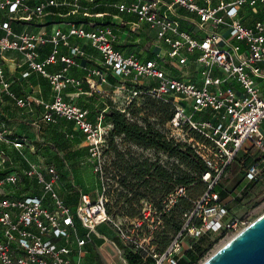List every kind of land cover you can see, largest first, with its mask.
<instances>
[{
  "label": "built area",
  "instance_id": "2783aa9c",
  "mask_svg": "<svg viewBox=\"0 0 264 264\" xmlns=\"http://www.w3.org/2000/svg\"><path fill=\"white\" fill-rule=\"evenodd\" d=\"M32 0H0V11L8 12L12 20L31 21L41 18L48 9L71 7L72 14L81 13L85 26L70 24L67 33L56 30L46 35L15 34L9 22L0 25V88L21 108L29 106L30 99L18 98L7 81L1 55L17 51L25 59L27 78L37 72L47 78L54 93L51 102H42L43 120L56 123L59 119L72 122L78 138L83 139L88 154L82 164H89L91 172L99 177L100 188L96 199L81 193L75 207L66 203L58 192L61 177L53 165L41 168L29 159L34 150L27 138H15L0 129V142L23 157L28 170L26 179L41 187L18 194L21 178L11 167L10 155L0 149V264H85L86 247L98 236L97 229L113 225L122 244H136L132 237L108 213L111 186L106 177L105 148L113 125L106 124V115L100 113L95 122L89 112L64 99L67 85L80 87L79 80L69 75L78 66L77 58L85 57V49L72 46V37L87 41L101 56L102 68L87 70V82L97 76L108 84V77L124 79L115 92L128 93L129 103L115 109L129 120V108L138 95H145L171 105L173 117L168 122L170 136L188 130L198 135L189 145L203 161L208 171L201 176L206 190L195 199L188 198L186 187H177L163 201L168 213L186 198L189 209L181 215V229L172 238L166 250L148 253L154 264H178L184 241L195 243L204 236L215 234L229 240L252 222L249 216H237L225 206L220 188L240 153L257 152L241 161V175L249 184L264 183V0H135L111 5L119 14L133 17L135 23L128 29L136 32L147 24L156 35L157 44L164 47L153 52V58L143 60L135 53L124 54L116 49L118 40L113 27L94 22L85 3L94 0H44L31 5ZM247 9V11L245 10ZM23 13L24 15L20 14ZM103 18V15H96ZM128 26V24L126 25ZM50 43L52 53L43 61L40 46ZM70 48L69 56H60V46ZM148 42L143 46L148 51ZM162 50V51H161ZM60 62L61 70L50 74L46 68ZM196 66L198 81L176 76V67L182 70L190 63ZM168 66V67H166ZM105 70V71H104ZM152 80L156 85L146 81ZM140 81H143L142 83ZM39 103V102H37ZM40 104V103H39ZM68 138H75L68 134ZM120 139V137H118ZM142 219L132 221L133 231H139L146 222L159 220L153 203L142 200ZM84 231V234H82ZM102 238V237H101ZM105 239V237H103ZM106 240V239H105ZM118 249V246L113 243ZM143 249L142 243L133 252ZM146 252V250H144Z\"/></svg>",
  "mask_w": 264,
  "mask_h": 264
},
{
  "label": "rangeland",
  "instance_id": "374dc122",
  "mask_svg": "<svg viewBox=\"0 0 264 264\" xmlns=\"http://www.w3.org/2000/svg\"><path fill=\"white\" fill-rule=\"evenodd\" d=\"M122 1L123 0H94L93 2L85 3L84 5L90 8L89 12L91 15H93L92 20L94 22L104 23L105 25L111 27L120 28L121 22L125 23L127 22L126 20H132V18H128L127 15H119L118 12L111 6L114 3ZM134 1L135 0H129V3ZM31 2L32 5H35L39 1L32 0ZM69 2V0H66V3ZM63 8L70 7L63 6ZM103 12H108L110 13V15L104 17L103 19L97 18L96 15ZM76 15H78L79 21H81L80 24L82 23L85 25L84 22L86 20L82 16V14L77 13ZM45 16L46 14L43 17L36 19L41 20L45 18ZM115 17L117 18L115 19ZM142 27L143 29L140 30L135 27L136 32L133 33L138 34L139 38H145L146 41L151 43V46H149V49L151 50L150 52H148V55L145 56L153 57V47L155 42L153 36H155V33H151V31L148 30L149 26L147 24H143ZM124 34L128 35L129 33L124 32ZM118 35L120 44L117 41V49L134 53L140 52L142 50V46L140 44L138 45V42H142V39L136 41L134 38H131L128 43H123V34L119 33ZM94 54H97L96 51ZM162 54L165 55V51L164 53L162 52ZM176 68L177 70L175 71V74H179L182 69L179 67ZM176 76L180 75L176 74ZM6 79L9 83H11V81L14 79L13 73L6 74ZM123 81L124 79L113 78L112 76H109L107 85L108 87L105 88L106 92H96L98 95V97L96 98H91V96L80 94L78 102L80 103L83 100H91L89 102L84 101L83 103L85 105L92 106L93 109H95L97 115H99L100 113L108 115L110 111L113 108L115 109L117 105L123 106L129 103V99L127 98L128 93L115 92L116 87L122 85ZM140 82L142 83L143 81ZM146 82L150 85H156V83L152 80H147ZM79 88L82 87L80 86ZM26 93L27 91L21 88L19 95L23 96L26 95ZM146 97L148 96L138 95L132 100V104L129 109L130 118L132 119L130 121L133 123L144 125L143 119L149 118V121L153 123H160L162 119L158 120L154 116L153 113L155 112V110H152L144 105ZM150 98L154 99L152 97ZM70 99V97L67 98V101H69ZM133 111L135 112V115H133ZM157 127L166 136H170L168 123L160 124ZM0 129L6 130L12 137L27 138L31 142L34 150L29 153V159L32 163L41 166L42 169L51 165L58 169L61 180L57 189L60 196L66 201L68 205L75 207L80 199L81 193H89L92 199H96L100 188L99 177L91 172L89 164H82V161L85 160L88 151L85 143H81L79 145V143L76 141L77 139L75 138L78 135L75 132V129H73L69 125V123L49 125L48 122L43 120V113H40L36 110L28 111L24 108L18 107L12 99L7 101L5 98V94L1 91L0 88ZM63 129L68 131L66 133H73L75 135V138H67L66 134H64L63 132ZM261 130L264 134V126H262ZM112 131L108 135L107 145L105 148V154L107 157L106 177L109 179L108 183L111 186V190L109 193V210L113 214L112 217L122 224V228L128 232V234L132 237L133 241H135L136 244H122L119 240L117 229L111 224H105L99 227L97 231L101 235L106 236L108 240H102L94 236V241L90 244V246H92V250L94 251V256L89 257V255H86V262L88 264H128L126 259V252H124L123 248H125L128 252L134 251L135 247L142 243L143 249L138 250V254L146 256L148 255V253L157 251L158 249V245L154 244L155 242H158V240L155 238L156 233L159 234L161 239H168L169 241H171V238L174 235L173 229L171 227L166 226L163 220L157 219H155L154 222H146V225L139 231H133L131 222L134 220L129 219L127 217V213L121 211V208L125 207L123 202L124 200L119 199V197L117 196L120 191H123L118 184V179L115 178L121 175L119 169L116 167V165H114V163L118 161L119 155H125V159L127 160L138 159L139 161L149 160L152 163L158 162L160 165L166 167L167 169H171L173 168V166H178L180 169L187 171L188 173L190 172V170H188L186 166L180 165V162L177 159L169 156L168 154L158 153L155 150L138 147L129 142H126L123 137H121L120 139H118V137H113ZM176 136L180 139L181 143H185L188 146L191 145V139L198 141L197 138H199L196 134H194L193 132H189L188 130H181L178 132V134H176ZM0 149L5 150L10 155L11 167H7V169L4 171H16L21 178L18 194H24L25 192L30 191V186H33V189H36V192L41 190V187H39L33 181H29L28 179H26L24 175V172L28 170V164L26 160L1 142ZM256 152L257 150L254 149L250 152L240 153L236 162L230 169L228 176L222 183V185H224L226 189L235 190L243 184V178L241 175L243 166L240 163L247 157L254 156ZM252 186L253 185H250L249 187L252 188ZM256 186H258V183L255 184L253 188H255ZM191 187L190 190L187 189L189 197L191 199L197 198V196L202 192L204 188L202 186H195L194 188ZM253 194L254 197L256 195L257 197L253 201L248 200L251 198V196H249L250 198L247 197L245 199V204L239 208L240 211L238 212V216H249L251 218V222L256 220L260 215L264 213V183L260 184L259 188ZM118 200H120L119 205L116 206V201ZM138 211L140 213L139 215L141 216V202L139 204ZM179 212L180 210L176 209L175 212L169 214V218H173L176 221H179ZM82 234H84V231H82ZM117 240L122 244V246H120ZM227 241V239L224 240L223 236L220 237L218 235L211 234L209 235V237L200 242L202 244V249H204V253L203 258L199 262V264L204 262ZM194 242L195 241L190 238L184 241L182 252L178 256V258L180 257L181 259L179 264H185V262L187 261L185 257L186 251H188L190 245H192ZM113 243L118 246V249ZM144 250H146V252ZM148 264L151 263L148 262Z\"/></svg>",
  "mask_w": 264,
  "mask_h": 264
},
{
  "label": "trees",
  "instance_id": "16d2710c",
  "mask_svg": "<svg viewBox=\"0 0 264 264\" xmlns=\"http://www.w3.org/2000/svg\"><path fill=\"white\" fill-rule=\"evenodd\" d=\"M39 1L42 2L44 0ZM5 98L7 101L10 100L7 95ZM144 105L155 110L153 113L154 116L158 120L162 119V121L160 123H153L149 121V118H145L143 119L144 125H140L131 122L125 114L113 108L108 115L106 114V122L113 125L112 136L123 137L126 142L141 148L168 154L177 159L180 165L186 166L190 172L188 173L178 166L167 169L158 162L152 163L149 160L139 161L138 159L127 160L125 159V155H119V159L114 165L119 169L121 175L115 178L118 179V184L123 191H120L117 196L119 199L124 200L125 207H122L121 211L127 213V217L131 220L142 219L138 211L139 204L144 199L150 200L159 213V220H163L166 226L173 229L174 237L181 229V215L183 211L190 208L191 198L188 194L190 200L186 198L180 200L171 212L168 213L164 212L163 201L175 188L181 186L186 187L188 190H190L191 186H193L191 188L202 186L204 187L200 193L202 194L206 190V185L201 181V176L207 172L208 169L190 146L185 143L176 142L173 139H168L157 127L160 124L168 123L172 120L173 110L171 105L157 99H151L149 96L146 97ZM132 113L135 115L134 111ZM5 174L6 173H0V178ZM119 201L120 200L116 201V206L119 205ZM176 209L180 210L179 221L169 218V214L175 212ZM108 213L110 216L113 215L109 210V206ZM145 225L146 223L143 224L142 228ZM209 235L204 236L200 241L195 243L192 250L186 251L185 257L187 263L184 261L185 264H199L204 253V249H202V244L200 242L209 237ZM155 238L158 240V242L154 243L158 245V249L155 252L161 254L166 250L171 241L168 239H161L158 233L155 234ZM118 243L122 246L119 241ZM123 250L126 252L128 264H139L141 262L138 254L130 253L131 251L128 252L125 248H123ZM149 259V262L151 261L150 263L154 264V259L150 257ZM180 260L181 259H179L178 264Z\"/></svg>",
  "mask_w": 264,
  "mask_h": 264
},
{
  "label": "crops",
  "instance_id": "0c3cea01",
  "mask_svg": "<svg viewBox=\"0 0 264 264\" xmlns=\"http://www.w3.org/2000/svg\"><path fill=\"white\" fill-rule=\"evenodd\" d=\"M69 1L72 2V0H69ZM123 1H126L129 3V0H123ZM30 4L32 5V2H30ZM245 10L247 11V9H245ZM20 14L24 15L23 13H20ZM98 15H103V18H104V17L110 15V13L103 12V13L98 14ZM261 16L264 17V13H261ZM103 18H100V19H103ZM116 18L117 17H115V19ZM128 18H130V17H128ZM131 18H132V20L131 19L126 20L127 22H125V23L121 22L120 28L113 27L116 34H117V37H118L117 41L119 42V44H120V39H119V35H118L119 33L123 34V39H122L123 43H128L131 38H134L136 41H138L139 39H142V37L141 38L138 37V34L128 31V29L131 28L133 26V24L135 23V19L133 17H131ZM4 22L10 23L12 31L15 34H21V33H29L30 35H43L44 34V35H46L47 38H50L51 35L58 29L64 33H67L70 30V24H74L78 27L85 26L87 28L86 25H84L82 23L80 24L81 21H79L78 15L72 14L71 7L70 8L60 7L58 9H53V8L48 9L46 11L45 18H43L41 20L34 19L31 21L12 20L11 15L8 12H1L0 11V25ZM127 24H128V26H126ZM122 25H124V26H122ZM140 29H143L142 25L139 28V30ZM124 32L129 33V34L125 35ZM0 34L3 36L5 33H4V31L1 30ZM153 39H155L153 52L156 53V52H159L160 49H162L163 51L162 50L161 51L164 53V47L162 46V48H161V44L160 45L157 44L156 35L153 36ZM147 42L148 41H146L145 38L142 39V42H138V45L140 44L142 46V50L140 52L135 53L138 56H140L143 60L153 58V57H146L148 55V52H150V50H151V49H149L148 51H145L143 49V46ZM70 43L72 46H80L83 49H85V53H86L85 57H78L77 58L78 66L73 67L69 72V75L71 78L79 80L82 83V85H81L82 88H79V87L77 88V87H73L72 85H67L65 87V89H63L62 95L66 101H67V98L70 97L71 99L68 102H71L78 107L81 106L80 108L87 110L89 112V120H91L92 122H95L96 118L98 116L97 113L95 112V109H93L92 106H88V105H85L83 103L84 101L89 102L91 100H83L79 103L78 98H79L80 94L86 95V96H91V98H96V97H98L96 92H106L105 88L108 87L107 86L108 84L102 83L99 77L94 76V77L90 78L91 82L94 84L93 88L89 85V83L86 80L87 76H88V72L86 69L91 70V69H95L96 67L102 68L101 56L97 52H96L97 54H94L95 50L92 48L91 44L87 41L78 40L77 38L72 37L70 39ZM148 44H150V46H151L150 42H148ZM117 50H119V49H117ZM39 51L41 54V60L40 61H43L52 53L53 45L50 43L42 45V46H40ZM119 51H121L122 53H124L126 55L134 53V52H129V51L127 52L125 50H123V51L119 50ZM69 55H70V48L61 45L60 46V56H69ZM1 61L3 63L5 76H6V74H10V73H13V75H14V79L10 83L11 84V91L18 98H23V99L28 98L32 101V103L29 106L25 107L24 109L28 110V111L36 110V111H39L40 113H43V115H44V108L41 105V103L42 102H51L53 100V97H54V93H53L52 88L50 86L49 80L37 72H32L31 75L27 78L23 77V74L27 71V66L23 65L22 67H19L20 65L25 63V59H24L23 55L17 51L5 52L4 54L1 55ZM61 67H62V64L60 62H58L56 64H52V65L47 66L46 70L50 74H57L61 70ZM176 74L180 75L182 77L192 78L194 81L199 80V76L196 73V66L193 62L190 63L187 67H185L183 69L182 73H179V74L176 73ZM21 88H23L27 91L26 95H23V96L19 95ZM74 96H76V97H74ZM74 98H76V99H74ZM37 102H39L40 104ZM105 122H106V120H105ZM62 123H69V125L74 129V125L72 122H69V121H66L63 119H59L56 123H49V125H51V124H62ZM106 124H111V123L106 122ZM63 132H64V134H66V136L68 134H70V133H66L68 131H66L65 129H63ZM75 139H77L76 141L79 143V145L81 143H83L82 138L76 137ZM242 178H243V176H242ZM250 185H253V184H249L243 178V184L235 190H228V189H226V187H224V185L221 186L220 192H221L222 200L224 201L225 206L232 212V214L238 216V212L240 211L239 208L245 204V202H246L245 199L247 197L250 198L249 196H251V198L248 199L249 201H253L257 197V195L254 197L253 193L256 192V190L259 188L260 184L258 186H256L255 188H253L254 185L252 186V188H250L249 187ZM40 193H41V190H39L37 192L35 191L36 195H39ZM236 202H238V203H236ZM233 204H234V206H233ZM97 233H98V236H95L96 238H99L102 240L106 239V241L108 240L106 236L101 235L98 231H97ZM103 237H105V239H103ZM86 250H87L86 255H89V257L94 256V251L92 250V246L88 245L86 247ZM138 256L141 259V262L139 264H148L150 259L147 255L142 256L141 254H138ZM86 257L87 256H85V264H88L86 262Z\"/></svg>",
  "mask_w": 264,
  "mask_h": 264
},
{
  "label": "water",
  "instance_id": "95a60500",
  "mask_svg": "<svg viewBox=\"0 0 264 264\" xmlns=\"http://www.w3.org/2000/svg\"><path fill=\"white\" fill-rule=\"evenodd\" d=\"M201 264H264V213Z\"/></svg>",
  "mask_w": 264,
  "mask_h": 264
}]
</instances>
